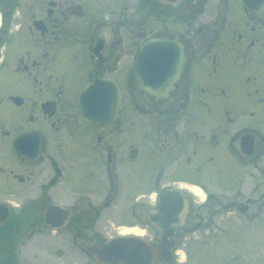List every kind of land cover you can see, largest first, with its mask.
I'll return each mask as SVG.
<instances>
[{"label": "flooded vegetation", "instance_id": "flooded-vegetation-1", "mask_svg": "<svg viewBox=\"0 0 264 264\" xmlns=\"http://www.w3.org/2000/svg\"><path fill=\"white\" fill-rule=\"evenodd\" d=\"M152 40L180 63L162 97L134 76ZM102 79L122 97L94 126ZM126 236L132 264H264V0H0V264H106Z\"/></svg>", "mask_w": 264, "mask_h": 264}, {"label": "water", "instance_id": "water-1", "mask_svg": "<svg viewBox=\"0 0 264 264\" xmlns=\"http://www.w3.org/2000/svg\"><path fill=\"white\" fill-rule=\"evenodd\" d=\"M165 41H146L140 47V51L134 65V76L140 90L155 96L162 97L170 90L172 82L180 72L179 62L169 64L166 58H174L173 49L166 53ZM121 94L118 87L111 80H95L85 87L78 97V105L85 121L94 126H101L111 122L115 116L120 102ZM162 195L159 203V211L168 210ZM130 237H119L106 242L101 247L93 250L97 261L123 264H132L136 261L140 249L135 248Z\"/></svg>", "mask_w": 264, "mask_h": 264}, {"label": "rangeland", "instance_id": "rangeland-1", "mask_svg": "<svg viewBox=\"0 0 264 264\" xmlns=\"http://www.w3.org/2000/svg\"><path fill=\"white\" fill-rule=\"evenodd\" d=\"M28 48V45H26L25 47H24V49H27ZM30 48H32V47H30ZM138 90L136 89V88H134V89H126V92H125V98H127V99H129V98H131V97H136V96H138L139 97V92H137ZM126 109V108H125ZM127 112V111H126ZM126 112L124 111V114H126ZM139 117V116H138ZM140 118V120H141V123H142V127H139L138 128V132L141 134L142 132H143V130H145L146 129V125H145V120L143 119V117H139ZM131 121H132V118H131V116H130V118H129V116H126L125 117V119L122 121V125H121V127H120V129H121V131L123 132V134H122V136H123V140H126V139H129V136H130V130H133L132 129V126L130 127V125H131ZM126 142H127V140H126ZM127 145H129V144H127V143H125V144H123V146H127ZM225 235H227V233H219V234H216V239L219 241V242H221V241H225V238H226V236ZM224 236V240H222V237ZM250 237L252 238V235H250ZM211 240H213L214 241V237H212V239ZM213 241H210L209 240V242L206 244V246L202 249V251L203 252H206L207 253V260L206 261H215L216 260V258H219L220 257V255H223V258H224V256H227L228 254L223 250V251H221V252H223L222 254H219V253H215L214 251H215V247H218V246H216L217 245V243L216 242H213ZM259 241V240H258ZM258 241H255L254 242V238H252V240H251V244H253V243H255V244H258ZM261 246L262 247H264V239H261L260 238V245H259V247H255V246H250L249 247V254H250V257L252 256V258L254 257L253 256V254H256V252L258 253V252H260V253H263L264 252V249L263 248H261ZM201 249H198L199 251L201 250ZM197 251V250H196ZM240 252V253H245V248L243 247V248H237V247H235V249H234V252ZM189 254L191 255H189V258H188V261H194V259H193V251L192 250H189ZM196 254V253H195ZM209 258H211V259H209ZM184 259H185V257L182 259L183 261H184ZM192 259V260H191Z\"/></svg>", "mask_w": 264, "mask_h": 264}, {"label": "bare ground", "instance_id": "bare-ground-1", "mask_svg": "<svg viewBox=\"0 0 264 264\" xmlns=\"http://www.w3.org/2000/svg\"><path fill=\"white\" fill-rule=\"evenodd\" d=\"M191 190L193 191V192H196L197 190L195 189V188H193V187H191ZM122 232H125V231H122Z\"/></svg>", "mask_w": 264, "mask_h": 264}]
</instances>
